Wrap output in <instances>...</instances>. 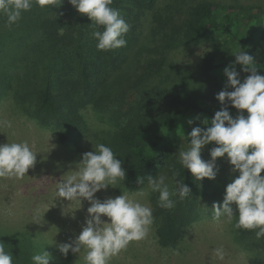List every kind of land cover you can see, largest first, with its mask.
<instances>
[{
    "label": "trees",
    "instance_id": "trees-1",
    "mask_svg": "<svg viewBox=\"0 0 264 264\" xmlns=\"http://www.w3.org/2000/svg\"><path fill=\"white\" fill-rule=\"evenodd\" d=\"M157 1L113 0V6L125 11L120 13L131 27L124 37L126 46L109 51L97 50V42L91 37V20L86 15L80 14L67 25L62 21L69 14L67 11L54 18H43L39 22L41 42L47 57L52 58L47 62L45 51L40 53L31 48L20 53L13 46L5 49V55L2 51L0 101L10 95L25 106L30 118L56 131L59 141L71 148H76L89 133L83 111L92 107L106 113L114 119L115 127L98 142L111 147L122 160L126 179L119 182L130 192L146 188L147 177H155L159 172L168 177L170 188L174 187L173 173L178 172L177 180H184L192 189L189 197L183 201L174 197L176 206L168 210L158 206V193L151 195L158 243L174 249L183 244L187 229L200 218L197 200L214 198L209 193L213 180L195 181L190 171L177 162L178 150L187 148L190 140L187 135L194 127L206 128L204 118L211 120L222 108L216 95L227 85L221 74L235 60L231 52H248L256 60L258 74L264 75V8L256 4L199 1L185 9L182 16L180 10L173 13L172 7L168 13H158ZM151 12H154L152 39L148 44L141 43L130 59L142 34L140 19ZM173 41L185 45L207 43L212 47L201 69L204 93L194 96L185 92H145L129 108H124L128 92L142 88L144 81L161 72ZM241 68L236 65V70ZM240 73L243 79L249 75ZM229 111L233 117L238 113L230 103ZM197 115L199 120L195 119ZM189 119L194 123L190 125ZM214 146V143L204 146L202 159H211L209 153ZM140 176L145 178L144 185L137 183ZM235 231L241 244L264 261V238L257 240L251 230Z\"/></svg>",
    "mask_w": 264,
    "mask_h": 264
},
{
    "label": "clouds",
    "instance_id": "clouds-1",
    "mask_svg": "<svg viewBox=\"0 0 264 264\" xmlns=\"http://www.w3.org/2000/svg\"><path fill=\"white\" fill-rule=\"evenodd\" d=\"M67 2L91 20V37L97 42V50L109 51L126 46L124 37L131 26L118 9L111 7L113 0ZM63 3L64 0L59 3L57 0H0V18H4L3 27L11 30L19 24L23 14L34 7L45 9L51 5L57 15L54 9ZM231 53L235 60L224 68L227 85L216 95L222 108L211 120L204 118L206 128L194 127L187 135L189 144L178 150L177 162L190 171L195 181L215 180L220 171L217 160L226 157L231 172L239 175L226 186L223 202L213 204L212 218L232 224L236 230L254 231L256 239L260 240L264 238V75L258 74L256 60L248 52L238 50ZM236 65L242 66L240 71L243 73H249L243 82ZM229 87L234 90L228 91ZM229 103L238 110L235 117L229 111ZM195 119L199 120L200 116ZM188 123L191 125L194 121L189 119ZM3 127L11 128L12 122L0 119V128ZM212 143L216 146L210 149L211 159H202V149ZM92 145L93 150L82 153V158L74 163V170L62 175L56 185L57 199L69 202H82L83 199L90 204L79 235L57 247L65 257L71 251L79 254V259L83 250L84 264H110L112 257L148 234L154 221L153 211L149 205L130 198L126 192L104 200L96 196L101 190L115 187L118 181L125 180L126 170L111 147L103 143ZM36 162L37 153L27 141L0 144V177L22 179ZM178 177L179 173L174 172L175 184L170 188L166 175L159 172L155 177L148 176L147 189H141L139 195L143 196L147 191L158 193V206L171 210L177 202L174 197L183 201L192 194V189L184 180L178 181ZM137 183L144 185L145 178L138 177ZM40 219V211L36 209L33 222L40 224ZM53 244L56 241L49 245ZM213 256L223 260V247L214 248ZM14 258L11 251H6L5 243L0 241V264H14ZM53 259L45 248L31 256L32 264H50Z\"/></svg>",
    "mask_w": 264,
    "mask_h": 264
},
{
    "label": "rangeland",
    "instance_id": "rangeland-1",
    "mask_svg": "<svg viewBox=\"0 0 264 264\" xmlns=\"http://www.w3.org/2000/svg\"><path fill=\"white\" fill-rule=\"evenodd\" d=\"M199 1H213L221 5L256 4L264 8V0H158L155 11L165 14L172 7L175 10L173 13L180 10L183 16L185 9ZM52 7H34L30 12L24 13L19 24L11 30L3 27L4 18H0V57L3 52L6 54L5 49L13 46L17 47L20 53L28 48L44 53L39 22L46 17L54 18L56 14ZM112 7L125 13L116 5ZM54 11L57 14L69 12L62 18L66 25L76 21L80 15L67 0ZM153 14L154 12L148 13L140 19L142 34L129 56L130 59L141 43L148 44L152 39L150 35L154 27ZM211 51L212 47L207 43L185 45L173 41L165 54L167 59L161 72L144 81L142 88H133L128 92L123 107L129 108V104L139 100V95L145 92H185L194 96L202 95L204 78L201 69L207 53ZM44 56L48 59L47 62L52 58L47 57L46 51ZM41 62L45 67L44 60ZM221 77L222 80L227 79L224 72ZM240 79L243 82L241 73ZM24 110L25 106L19 105L10 95L0 101V119L12 122L11 128H0V144L27 141L37 153L35 167L29 169L24 178L0 177V241L5 243L6 251H11L14 255V264H32L31 256L43 248L54 257L50 264H84L83 250L80 259L79 254H73L71 251L65 257L57 245L79 235L90 204L83 199L82 202L57 199L56 185L62 175L74 170V163L82 158V153L93 150L92 143H100L98 141L104 133L115 127V121L106 113L88 107L83 111L89 125L88 136L79 142L76 148H71L59 141L56 131L40 126ZM217 165L220 171L209 186V193L213 194L214 198L202 197L197 200L200 218L187 229L181 246L174 249L162 247L158 243L153 223L143 239L131 242L126 249L112 257L110 264H264L254 251L241 244L232 224L217 222L212 218L213 204L223 202L226 186L239 175L238 172H231L226 157L218 158ZM123 192L130 198L149 205L153 211L152 192L147 191L141 196L140 191L130 192L119 181L115 187L109 186L106 190L96 193V196L104 200L120 196ZM36 209L40 211V224L33 222ZM55 241L56 244L49 245ZM221 246L225 251L223 260L213 256V249Z\"/></svg>",
    "mask_w": 264,
    "mask_h": 264
}]
</instances>
